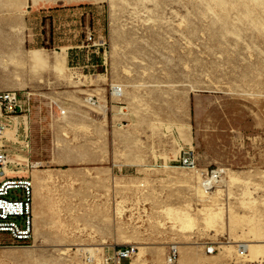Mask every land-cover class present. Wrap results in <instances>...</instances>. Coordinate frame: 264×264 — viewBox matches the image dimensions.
Wrapping results in <instances>:
<instances>
[{
  "label": "rangeland",
  "instance_id": "374dc122",
  "mask_svg": "<svg viewBox=\"0 0 264 264\" xmlns=\"http://www.w3.org/2000/svg\"><path fill=\"white\" fill-rule=\"evenodd\" d=\"M18 5L1 0V20H20ZM89 6L95 17L83 19L68 44L1 43L0 87L18 84L19 75L28 83L19 88L51 96L54 106L44 107L48 119L35 140L37 161L46 160L35 181V236L27 246L0 248V264H105L110 248L128 244L139 248L131 264H165L173 244L180 250L176 264H264V0H95ZM88 25L96 40L106 41L105 66L116 82L133 68L175 84V109L167 104L144 124L146 146L159 143L165 160L121 168L138 148L115 131L118 166H111L97 108L77 98L78 73L101 71L89 64L92 48H69L87 43ZM63 46L70 79L52 59H24L31 49L53 53ZM191 129L196 144L183 149L195 152L200 169L180 166L179 152L173 153L172 138ZM7 151L21 149L9 144ZM216 167L225 170L222 178L203 184L202 172ZM209 245L217 248L213 254Z\"/></svg>",
  "mask_w": 264,
  "mask_h": 264
},
{
  "label": "crops",
  "instance_id": "0c3cea01",
  "mask_svg": "<svg viewBox=\"0 0 264 264\" xmlns=\"http://www.w3.org/2000/svg\"><path fill=\"white\" fill-rule=\"evenodd\" d=\"M87 2H95V0H19L16 12H18L20 20L17 21L13 18L1 20L0 0V52L1 43L5 42H24L25 44L70 43L74 32H79L83 19L86 20L87 17L94 18L96 15L94 8L85 7ZM22 31H24V34H22ZM99 40L102 39L99 38ZM75 47L82 48V45L69 46L71 49ZM67 49L68 47L63 46L61 51L49 53L42 48H34L27 51V56L24 59L33 64L50 62V59H52L50 63H53V68L63 78L70 79V67L67 66ZM92 51L94 54L89 64L94 68L100 67L101 71L91 76L78 73L75 79L81 87L78 90L77 98L82 102H89L88 98L91 96L95 100H99V104L94 105L97 108L95 109L94 119L97 120L96 113H98L101 128L108 132L109 146L106 153L109 162L112 164L111 166L114 168L118 166L115 151L117 146L114 138L115 131H124L138 148L135 153L133 152L128 157V163L123 164L121 168L128 165L137 169L145 162L165 160L166 156L163 150H159L162 147L159 143L146 146L145 137L143 136L146 131L144 124L150 121L149 114L154 113L157 116L160 113H165L167 104L170 106L169 109H175L176 89L173 88L175 84H167L165 80L159 77L150 79L145 76V72L135 71L133 68H129L130 71L127 68L130 74L126 76V79L116 82L119 79L115 77L112 67L108 71L107 66H105L108 62L105 47L93 48ZM15 76V81L19 85L28 84H26L24 78L19 75ZM53 83L54 80L49 81L47 84ZM18 84L13 83L8 87L1 86L0 91L23 90L17 86ZM112 84L123 86L121 97L117 98L111 95L110 87ZM75 92L72 91L70 95L76 96ZM34 93L31 114L27 116L19 115L13 118L0 114V117L6 119L10 124L1 121V119L0 121L7 126L4 151L9 156L8 175L13 177L32 176L38 182L42 176L41 172L46 171L40 168L46 160L37 161L35 140L45 120L48 119L47 116H44V107L46 106L47 110L51 112L54 105L53 100H50L51 96L45 97L39 92ZM187 97L189 100L192 98L191 92ZM64 111L65 114L66 110ZM140 137L142 143H138ZM171 141L177 147L173 152L174 155L179 152L177 158L180 157L183 151H186L183 149L184 147L192 149L191 147L196 144L192 129L191 132L186 133L185 137L172 138ZM9 144L20 148L21 152L7 151ZM127 145L129 146V143ZM145 148L148 150L144 151ZM11 166L13 167L11 168ZM37 209L40 211L39 207ZM37 209L35 200V223Z\"/></svg>",
  "mask_w": 264,
  "mask_h": 264
},
{
  "label": "built area",
  "instance_id": "2783aa9c",
  "mask_svg": "<svg viewBox=\"0 0 264 264\" xmlns=\"http://www.w3.org/2000/svg\"><path fill=\"white\" fill-rule=\"evenodd\" d=\"M86 42L82 48L99 49L106 45L105 40H96L90 25L86 31ZM110 93L113 97H121L123 86L112 84ZM34 95L35 93L29 89L0 91V114L9 118L31 114ZM91 102L93 105L99 104V100H95L93 96ZM61 113L64 114V110H61ZM6 129L7 126L0 121V248L24 247L35 236L36 184L32 176L13 177L8 175L9 156L4 151ZM176 162L186 168L200 169L198 157L193 150L184 151L176 159ZM224 171L221 167L206 168L202 172L203 184L211 186L215 183L214 180L222 178ZM216 249L214 245L207 246V252L210 254H213ZM138 251V246L133 244L113 246L105 254V264H121L123 259H128L131 264ZM239 251L242 255L247 252L244 244L239 246ZM179 256L178 246L171 245L165 264H176Z\"/></svg>",
  "mask_w": 264,
  "mask_h": 264
},
{
  "label": "bare ground",
  "instance_id": "6f19581e",
  "mask_svg": "<svg viewBox=\"0 0 264 264\" xmlns=\"http://www.w3.org/2000/svg\"><path fill=\"white\" fill-rule=\"evenodd\" d=\"M91 98H92V96L88 98V101H89V102H91ZM91 103H92V102H91ZM103 108H104V107H103ZM64 112H65V111H64ZM5 132H7V129H6ZM217 180H220V179H217ZM217 180H214V181H217ZM173 245H175V244H173ZM240 245H241V244H239V246H240ZM244 245H245V244H244ZM245 247H246L247 252H248V248H247L246 245H245ZM262 248H263V247H262ZM262 248H260V249H262ZM238 249H239V247H238ZM238 251H239V250H238ZM239 254H241L240 251H239ZM246 254H247V253H246ZM246 254H245V255H246ZM243 256H244V255H243ZM252 260L255 261V260H257V258L254 256V257L252 258Z\"/></svg>",
  "mask_w": 264,
  "mask_h": 264
}]
</instances>
